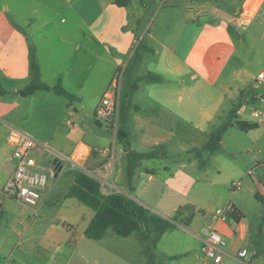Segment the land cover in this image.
I'll return each mask as SVG.
<instances>
[{
    "label": "crops",
    "instance_id": "crops-1",
    "mask_svg": "<svg viewBox=\"0 0 264 264\" xmlns=\"http://www.w3.org/2000/svg\"><path fill=\"white\" fill-rule=\"evenodd\" d=\"M116 1L0 0V85L6 91L0 94V196L16 167L13 134L21 133L44 143L49 151L47 158L50 155L53 161L57 154L69 155L80 142H85L91 149L89 157L80 163L81 167L62 162L58 175L67 177L69 184L60 192L56 182L49 186L46 200L39 207L51 219L81 212L84 228L80 240L84 245L72 243V235L68 238L73 251L79 252V264H146L149 246L153 247L155 264H213L203 252L201 228L208 225V215L228 202L235 204L242 216L233 224H217L228 242L229 254L221 264H245L236 257L248 239L244 211L233 199L237 191L229 190L227 194V189L232 183L233 189L240 190V173L252 163H264L260 156L264 122H256L252 114L254 107H262L253 95L260 92L256 78L264 70V59L261 50L254 52L256 40L250 32L264 0L249 18L247 5L256 0H249L246 9L241 0L205 4L193 0L191 6V0H187L168 8H161L158 0H127L123 6ZM26 11L30 13L23 17ZM136 41L143 50L134 76L143 77L154 71L162 80H141L130 93L126 120L129 144L115 136L117 144H110L111 155L106 160L108 132L113 130L106 122L108 132L95 131L90 142L82 140L88 132L82 129L80 109L92 103L95 113L116 73L134 63ZM32 48L41 78L51 89L22 96L18 91L33 80ZM146 65L150 70L140 75ZM141 82L150 83L146 92L140 87ZM57 83L75 98L57 94L53 90ZM235 105H240L236 120L257 123V128L244 131L234 124L225 132L216 152L203 150L202 156L192 152L203 148L211 132ZM159 146H166L167 156L141 160L133 177L134 190L130 192L127 154L131 150L148 152ZM46 150L43 153L47 155ZM122 165L126 178L122 177ZM223 165L230 168L232 175L212 180L211 170L221 173ZM83 168L155 212L168 216V211L176 213L180 207L192 205L196 214L189 227L178 223L156 244L154 234L146 233L147 238H143L144 231L116 239L109 236L108 230L100 240L89 239L84 232L95 211H88L77 198L66 196L76 181L70 171ZM177 170L194 184L207 187L206 191L199 197L191 195L190 189L178 195L168 194L167 189L173 184L186 180L172 181ZM250 172L253 168L248 170V176ZM144 175L148 176L147 181L158 182L154 190L140 188L137 179ZM9 200L4 198L0 209ZM205 202L212 203V208L206 209L202 204ZM26 208L34 212L33 207ZM56 226L59 228L60 224ZM73 226L67 221L62 228ZM53 232L52 228L49 233Z\"/></svg>",
    "mask_w": 264,
    "mask_h": 264
},
{
    "label": "rangeland",
    "instance_id": "rangeland-1",
    "mask_svg": "<svg viewBox=\"0 0 264 264\" xmlns=\"http://www.w3.org/2000/svg\"><path fill=\"white\" fill-rule=\"evenodd\" d=\"M192 1L193 0H191V2L189 1V6L193 4ZM197 1H201V4H205L206 2H214V0ZM186 2L187 0H165V2L162 3L161 0H158V4H160L161 8H168L173 4H182ZM259 3L260 0H258L254 4L251 10H247L246 15L248 16V18L249 14L253 13L256 10ZM194 7L195 6H193V8ZM28 13L30 12H23V17H26ZM11 16H13V18H16L15 13H12ZM245 18L248 19L246 16ZM250 32L253 34L256 40L254 52H257L256 50H261L264 59V2L260 9L259 15L257 16L254 24L250 29ZM141 40L142 39H140V42ZM138 45L139 44H137L136 41L134 45L135 51L139 49ZM140 50L141 49L138 50V53ZM149 70L150 66H144L142 69H140V75L147 73ZM129 78V75L127 74L125 77V82H127L128 80V82H130ZM140 87L144 92H146L150 87V83L141 82ZM124 90L125 85L123 86L122 94H124ZM80 111L82 129H84L85 132H88L85 137H82V140L90 142L89 137L91 134L95 133V131L108 132L105 127V120H99L102 125H99L97 123L98 121L93 111L92 103H86V105L82 107ZM225 119L226 117L223 119V121ZM107 122L109 128L113 131L108 132L110 137L108 138L110 140L107 146L109 154L104 158L106 160L111 155L112 146H110V144H117L115 134H117L119 128V120L117 121V123L112 119H109ZM134 142L136 141L134 140ZM262 147L263 151L260 153V156L261 158H264V146ZM46 151L47 155L46 153H42L37 156V164L47 173V188H49V186L51 187V185L56 182L58 192H60L61 190L66 188L70 180H68L67 177H63L61 175L51 176L49 174L54 157H51L49 155V158H47L49 151ZM225 165H227V161H225ZM225 165H223L224 167L221 169V173H218V171L216 170H211L212 173L210 172V176L212 180L213 178H218L219 180L228 179L232 175L230 168L225 167ZM85 166H88V164H85ZM252 168L253 172H250L251 174L250 176H248V170ZM83 169L78 170H82L85 172V170ZM122 169V177L126 178V171L124 170L123 165ZM78 170L70 171V177L73 178V175H76V172ZM240 174L241 175L238 178V180L242 182L240 190L233 189L231 185L232 183H230L229 188L227 189V194L229 190H231L232 192L237 191L234 193L233 199L242 206L245 216L243 222L247 227L248 239L244 241V245L250 249H255L258 252V256L257 258H255L256 260L254 259L253 264H264V163L258 164L257 166L256 164L252 163L251 167L246 168L245 172H241ZM184 176L185 174L183 173V171L180 170L178 172L177 170L175 177L172 178V181L183 178H186V180H184V182L182 180L181 182L178 181V185L173 184L170 189H167L168 194L171 193L172 195H178L180 191L183 193L185 190L190 189L189 193H191V195L199 197V195L203 193V190L206 191L207 187L205 188V186L198 182L194 184V180ZM147 178L148 176L144 175L141 178H138L137 182H139L140 188H150L149 191H152L155 189L156 183L158 182L147 181ZM172 181L170 180V182ZM102 190L106 194L112 192H120V190L116 189L115 186L108 183H105L104 186L102 185ZM256 193H258L259 195H255ZM205 196L206 195H202V197ZM226 196L227 197H225V200H227L228 198V195ZM4 198L5 195L4 193H2L0 199L3 200ZM202 204L206 205V209H210L213 206L210 202H205ZM26 207L27 206L18 204L14 199H10L7 203H5L3 209H0V264H79V252H74L70 244L71 242H75L79 243V245L81 246L84 245V242L81 243L80 240V235H82V230L84 228V220L80 219L81 212L77 211L70 217L59 216L58 218L51 219V217L43 210L38 216H36L32 210L27 209ZM84 207L88 209V211H92L90 207ZM197 209L200 208L197 207ZM163 216L172 219L175 216V213L173 211H168V216ZM63 217L66 219H63ZM67 221L72 222L74 226L72 228L69 227V229H63L62 227L65 226ZM51 224H53L54 226L50 227ZM58 224H60L59 228L56 226ZM52 228L53 230H55V232L49 233ZM70 235H72L73 237L72 239H70L71 242H69L68 240ZM109 236L116 239H122L121 236L115 234L112 230L109 233ZM117 241L120 242L121 240Z\"/></svg>",
    "mask_w": 264,
    "mask_h": 264
},
{
    "label": "trees",
    "instance_id": "trees-1",
    "mask_svg": "<svg viewBox=\"0 0 264 264\" xmlns=\"http://www.w3.org/2000/svg\"><path fill=\"white\" fill-rule=\"evenodd\" d=\"M126 2L127 0L116 1V3L121 6L125 5ZM138 48L141 50L139 53V49L135 51L133 56L134 63L131 64V67L125 68L124 72L123 84H126V90L124 94L121 95L118 117L119 128L116 136L118 140L125 142H128L126 120L128 114L127 110L130 106V93L137 88L138 82L141 80H147L149 82H160L162 80L160 75L153 72H149L143 77L134 76L136 67L141 60V53L143 50L141 43L138 45ZM31 67L33 71V80L30 84L18 91L22 96H29L38 90L51 89L41 78V70L34 48H32L31 52ZM127 74L130 77V82H128L129 80L125 82ZM53 90L59 95L66 96L70 99L75 98L72 93L61 85V83H57L53 87ZM5 92L6 91L0 85V94H4ZM239 108L240 105H235L226 119L211 132L210 138L203 148L194 149L192 152L198 156H202L203 150L209 153L216 152L220 148L225 132L234 124H237L244 131L257 128V123L236 120V113L239 111ZM97 121L100 123L99 120ZM166 156V146H159L148 152L129 151L127 154V176L130 192L134 190L133 177L140 161L145 158ZM201 162L202 164L205 163L203 160ZM66 196L77 198L84 205L95 211V216L84 232L87 238L95 240L102 239L108 230H112L122 237L130 236L136 231H144L143 238H147L146 233L154 234V243L156 244L167 230L176 227L178 223L189 227L196 214V210L192 205H185L176 211L172 219L166 218L122 192L104 193L102 190V182L82 170L76 172V181L70 187ZM241 216V214H239V216L235 215V221L239 222ZM148 252L149 260L146 264H155L152 246L148 247Z\"/></svg>",
    "mask_w": 264,
    "mask_h": 264
},
{
    "label": "built area",
    "instance_id": "built-area-1",
    "mask_svg": "<svg viewBox=\"0 0 264 264\" xmlns=\"http://www.w3.org/2000/svg\"><path fill=\"white\" fill-rule=\"evenodd\" d=\"M241 1L246 9L249 0ZM161 2L164 3L165 0H161ZM124 72L125 68H121L105 91L95 110L97 120L107 122L112 119L117 123ZM256 82L260 92L254 94L253 99H256L262 107H254L252 114L256 122L262 123L264 122V70L257 75ZM11 141L15 146L16 167L12 176L3 186L2 193H4L5 198L14 199L20 205L33 207L35 215L38 216L40 213L39 207L46 200L48 177L47 173L38 166L37 156L42 154L48 147L41 141L21 133L13 134ZM90 154V147L85 142H80L69 155H56L57 162L56 164L52 163L49 174L57 176L62 162H68L73 167H81V161L87 159ZM105 183L102 182V185L104 186ZM1 204L2 199H0V206ZM239 214L240 212L235 204L228 202L218 207L213 214L207 216L209 223L201 228L200 237L203 241L202 249L205 257L213 264H221L224 256L229 254L227 251L228 242L220 234L217 224L219 222L233 224L234 222H231V219L235 215L239 216ZM257 255L258 252L255 249L243 246L237 251L236 257L245 264H250Z\"/></svg>",
    "mask_w": 264,
    "mask_h": 264
},
{
    "label": "water",
    "instance_id": "water-1",
    "mask_svg": "<svg viewBox=\"0 0 264 264\" xmlns=\"http://www.w3.org/2000/svg\"><path fill=\"white\" fill-rule=\"evenodd\" d=\"M56 162H57V159H55L54 161H53V164H56ZM85 172H87V173H89V171H87V170H85ZM90 174V173H89ZM91 176H93L92 174H90ZM94 177V176H93ZM96 178V177H95ZM122 193H124V194H126L127 196H129V197H131V198H133V196L131 195V194H129V193H127V192H123V191H121ZM235 220H234V218H232L231 219V222H234Z\"/></svg>",
    "mask_w": 264,
    "mask_h": 264
},
{
    "label": "bare ground",
    "instance_id": "bare-ground-1",
    "mask_svg": "<svg viewBox=\"0 0 264 264\" xmlns=\"http://www.w3.org/2000/svg\"><path fill=\"white\" fill-rule=\"evenodd\" d=\"M258 0L254 1V2H249L248 5H247V10H251L252 7L254 6V4L257 2Z\"/></svg>",
    "mask_w": 264,
    "mask_h": 264
}]
</instances>
